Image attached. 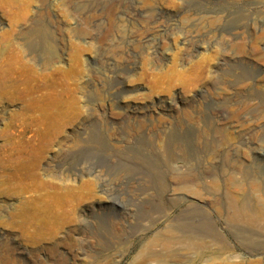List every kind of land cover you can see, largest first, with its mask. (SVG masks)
I'll use <instances>...</instances> for the list:
<instances>
[{"label": "rangeland", "instance_id": "rangeland-1", "mask_svg": "<svg viewBox=\"0 0 264 264\" xmlns=\"http://www.w3.org/2000/svg\"><path fill=\"white\" fill-rule=\"evenodd\" d=\"M232 157L264 172V0H0V264H264L185 189Z\"/></svg>", "mask_w": 264, "mask_h": 264}, {"label": "bare ground", "instance_id": "bare-ground-1", "mask_svg": "<svg viewBox=\"0 0 264 264\" xmlns=\"http://www.w3.org/2000/svg\"><path fill=\"white\" fill-rule=\"evenodd\" d=\"M221 115L223 116V114ZM211 143H213L211 145L213 148L214 142ZM213 173V176H216L210 182H208L209 180L207 181L206 177H202L197 182L187 184L185 189L192 194L200 196V188L203 185L210 188L213 192L212 194L216 197L217 204L226 206L224 213L220 208L215 210V212L217 211L218 215L225 220L228 227L232 229L240 225L248 227V230L231 231L234 239L252 242L264 238V202L258 197V193L262 191L264 186V172L260 170V167H246L237 157H232L229 163L209 168L200 174L194 173L193 177L196 178L198 175L211 176ZM237 174H239V177ZM250 188L251 190L248 191ZM185 228L189 233L188 236H196L198 242L228 240L227 234L218 230L217 222L212 218H207L202 224L197 225L195 223V214H190L189 222ZM158 241L164 242L162 239Z\"/></svg>", "mask_w": 264, "mask_h": 264}]
</instances>
